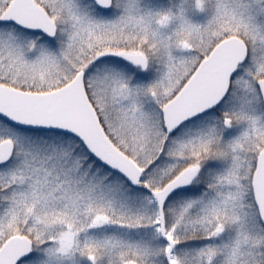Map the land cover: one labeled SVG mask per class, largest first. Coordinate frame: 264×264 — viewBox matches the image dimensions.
Segmentation results:
<instances>
[{
  "label": "snow or ice",
  "instance_id": "obj_1",
  "mask_svg": "<svg viewBox=\"0 0 264 264\" xmlns=\"http://www.w3.org/2000/svg\"><path fill=\"white\" fill-rule=\"evenodd\" d=\"M0 264H264V0H0Z\"/></svg>",
  "mask_w": 264,
  "mask_h": 264
},
{
  "label": "rangeland",
  "instance_id": "obj_2",
  "mask_svg": "<svg viewBox=\"0 0 264 264\" xmlns=\"http://www.w3.org/2000/svg\"><path fill=\"white\" fill-rule=\"evenodd\" d=\"M208 14H202L201 16L198 17L199 20L204 21L207 18Z\"/></svg>",
  "mask_w": 264,
  "mask_h": 264
}]
</instances>
